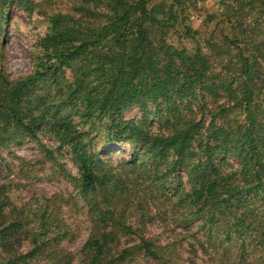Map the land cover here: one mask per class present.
I'll return each instance as SVG.
<instances>
[{
  "label": "trees",
  "instance_id": "trees-1",
  "mask_svg": "<svg viewBox=\"0 0 264 264\" xmlns=\"http://www.w3.org/2000/svg\"><path fill=\"white\" fill-rule=\"evenodd\" d=\"M153 1L75 0L67 12L50 15L32 71L17 79L0 71V146L26 138L49 159L41 136L69 148L78 194L90 203L91 229L79 264H131L135 253L163 259L164 248L138 236L140 228L129 222V214L144 216L142 202L151 201L152 188L167 191L176 209L209 226L208 236L211 225L223 223L225 242L239 240L242 259L252 245L251 255L264 264V0H220V14L205 16L206 35L186 24L202 0ZM171 33L192 47L174 46ZM199 99L216 103L206 128L192 107ZM162 104L169 111L165 132L151 130L144 119L117 118ZM232 114L242 121H226ZM101 136L132 150L125 168L133 176L127 178L131 191L100 170L92 142ZM181 170L188 190L182 184L166 189ZM5 192L0 186V218L8 220L0 227L1 246L9 248L12 232L34 229L32 247L13 255L10 247L0 264L32 260L48 247L46 235L60 231L53 230V210L45 206L30 226L31 216H20ZM128 235L138 243L121 249L119 239ZM46 264L71 259L59 251Z\"/></svg>",
  "mask_w": 264,
  "mask_h": 264
},
{
  "label": "rangeland",
  "instance_id": "rangeland-1",
  "mask_svg": "<svg viewBox=\"0 0 264 264\" xmlns=\"http://www.w3.org/2000/svg\"><path fill=\"white\" fill-rule=\"evenodd\" d=\"M75 0H5L2 7L0 0V71H3L10 79H17L28 75L34 66L35 56L38 54V41L45 35L47 21L50 15L58 12H67L70 4ZM163 0H154L153 4ZM169 3V0H164ZM220 0H202L196 11L189 14L186 24L194 29H199L206 35L210 28L205 21L208 14H220ZM215 25L214 23L212 24ZM218 32H223V25L219 24ZM169 42L174 46L192 47L190 41L181 39L175 33L169 35ZM69 73H66V76ZM198 101H201L199 99ZM204 103V106L201 105ZM195 106V107H194ZM195 118L204 116L206 128L211 120L208 113L213 112L216 106L211 100H202L199 104H194ZM204 112V113H200ZM186 111V110H185ZM158 115V116H156ZM169 111L165 104L151 106L147 108V113L141 109L132 108L125 113L117 115L122 121L133 120L135 122L144 119L149 124L151 130L163 132L167 131L165 125L169 118ZM236 117V118H235ZM243 117L232 114L226 121L234 123L235 120L242 121ZM217 122V121H216ZM43 143L49 146L52 158L45 156V153L37 144L29 139H20L16 142L0 146V186L6 188L5 194L8 196L12 207H16L20 216H31L33 226L41 210L49 206L53 210L54 232L46 235L49 240L48 247L32 260L18 262L17 264H46L53 254L64 251L69 254L71 264H79L81 250L88 240L90 224L89 201L78 194L77 180L79 177L77 165L74 163L70 150L66 146L60 145L50 137L41 136ZM93 149L97 150L98 156L102 159L100 170L109 171L113 177L123 180L129 191L131 183L128 177L133 179L125 168L130 162V152L127 143L123 142L118 146L113 138L101 136L92 142ZM231 164H236L235 160H228ZM219 163V162H217ZM224 165V162H220ZM150 166V164H149ZM179 179L175 185L168 184L166 189L176 188L182 184L188 190L187 173L179 171ZM111 178V179H112ZM116 178V181H117ZM110 179V180H111ZM113 180V179H112ZM131 181V180H130ZM113 184L109 189L116 193ZM136 188V187H135ZM151 194V196H149ZM167 191L150 190L148 197L151 200L143 201L144 216L137 213L129 214V222L138 229V236L154 239L155 243L164 248L163 259L158 262L144 259L142 253L134 254V261L131 264H260L251 255V246H248L243 259L240 257L239 240L225 242L223 223L211 225L212 234L208 236V228H203L202 222L197 217L187 214L184 209H176L175 198L171 200ZM253 199V196L247 199ZM155 199V201L153 200ZM8 220L0 218V227ZM142 221L144 224L142 225ZM34 228H26L20 232H12L8 237L9 248L0 244V262H6L9 258L7 253L10 247L12 255L24 253L31 245V233ZM36 230H40L36 227ZM55 237V238H54ZM233 242V243H232ZM138 243V239L132 235L121 237L119 247L130 249Z\"/></svg>",
  "mask_w": 264,
  "mask_h": 264
}]
</instances>
